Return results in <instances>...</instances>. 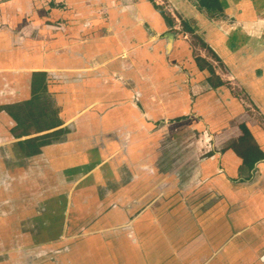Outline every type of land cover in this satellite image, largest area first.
<instances>
[{
    "label": "flooded vegetation",
    "instance_id": "flooded-vegetation-1",
    "mask_svg": "<svg viewBox=\"0 0 264 264\" xmlns=\"http://www.w3.org/2000/svg\"><path fill=\"white\" fill-rule=\"evenodd\" d=\"M56 1L37 19L62 18L75 34L90 25L95 38L71 39V50L49 40L23 88L22 73L0 76L6 165L59 147L44 164L47 185L67 168L63 195L77 216L94 187L100 201L116 191V218L149 215L155 234L186 223L210 251L222 247V219L234 218L225 232L234 234V264H264V0ZM64 27L50 36L68 35ZM230 195L222 214L216 204Z\"/></svg>",
    "mask_w": 264,
    "mask_h": 264
},
{
    "label": "crops",
    "instance_id": "crops-1",
    "mask_svg": "<svg viewBox=\"0 0 264 264\" xmlns=\"http://www.w3.org/2000/svg\"><path fill=\"white\" fill-rule=\"evenodd\" d=\"M46 1L48 2L44 0L37 4L38 0H0V76L6 73L12 76L22 73L15 78L16 86L21 85L22 88L28 84V73L41 69L40 56L50 54L47 45L49 40L58 38L62 44L67 42L69 44L66 43L64 48L71 50V39L95 38L91 36L95 30L91 29L90 25L83 26L81 34H75L74 27L68 25V22L64 23L62 18H57L59 21L54 22L57 23L55 26L52 23L47 25L40 17L38 20L36 9L47 10L56 5V0ZM53 20L54 18L49 21ZM58 26H66L68 29H64L68 35L51 37L50 31L57 30ZM54 53L59 55L60 51ZM32 64L35 66H31ZM15 90L18 93L19 90ZM59 150L60 148L55 146L50 152L43 154H16L15 165H6V159L12 156L0 153V264H176L178 261L179 264H201L205 255L203 248L206 247L198 235H193L192 231L191 234L188 232L186 223L178 222L177 231L155 234L153 228L150 229L153 218L149 215L144 219L134 218L129 228L103 231V235H98L103 240L101 243L96 239L94 231L86 238L62 244V209L69 205L73 213L71 217L75 218L77 203L75 200H71L69 204L65 203L63 193L68 189L63 188V174L67 168H59V179L55 176L54 185H47L52 172L48 175L44 171V164H50L53 156L60 157ZM120 172L123 173L122 169ZM12 176H21L17 185L8 181ZM29 176L34 177L36 184L26 181ZM117 179L121 181L120 174ZM222 182L228 183L225 178ZM231 191L234 192V187ZM220 201L216 205L222 208L221 213L230 214L227 208L234 206V196L230 195L228 200L222 198ZM102 203L105 201L97 202V207L102 206ZM115 210L117 209H112L110 217L100 218L118 219L119 223H123L122 218H116ZM89 212L90 210H87L85 216H88ZM85 216L80 217L87 219ZM231 222L234 224V218ZM224 233L221 227L220 232L217 231L214 235L215 242L219 244ZM180 243L186 247L183 251H175L173 248ZM192 247L198 250V253L192 251ZM176 257H179V260Z\"/></svg>",
    "mask_w": 264,
    "mask_h": 264
},
{
    "label": "rangeland",
    "instance_id": "rangeland-1",
    "mask_svg": "<svg viewBox=\"0 0 264 264\" xmlns=\"http://www.w3.org/2000/svg\"><path fill=\"white\" fill-rule=\"evenodd\" d=\"M88 176V175H87ZM86 176V177H87ZM86 179L83 180V182ZM81 184H84L82 181H80ZM118 182V181H117ZM89 192V191H88ZM97 192L98 189L97 187H94V191L90 192L89 194L85 192V194L89 195V198L94 199L93 203H89V204H85L83 208H86L87 210H90L89 215L85 216L87 219H83V217L77 216L74 218L71 217L72 210L69 207V205H66L62 210H63V214H64V218H63V226H61L60 231L62 232V237H63V243L62 244H66L67 241H73V240H78V239H83L86 238L88 234L93 233L94 231H96V239L98 240L99 243H101L103 240L98 237V235L101 236V234L103 235V231H117V230H121L124 228H129L131 227V224L133 222H131V219H127L125 221H123V223H119L118 219L114 220V219H109L106 220L105 218H99L100 216H104L106 215V213H111L112 209H110V211L108 210L109 205H113V197L116 196V191H113L111 193V197L112 199L105 201V203H102V206L97 207V202L100 201L97 198ZM69 193V192H68ZM92 193V195H91ZM95 194L97 196H95ZM84 194L82 193V195L79 197V201L83 200V199H87L86 197L84 198ZM110 197V198H111ZM53 199V198H51ZM70 199L74 200V198H72V196L70 197ZM107 200V198H106ZM110 203V204H109ZM148 207H146L145 209H147ZM114 217V216H113ZM112 218V217H111ZM118 221V223H117ZM160 226H162V223H158ZM222 231L226 232L229 230H233L234 224L227 220V219H222ZM92 226V228H91ZM172 228L174 231L178 230V222L177 223H173L172 224ZM228 234V235H227ZM224 233L223 235V240L220 241L222 247L220 248H215L213 251H210V247L208 246L211 242H209L210 240H204L202 241V243L205 245L206 249L205 251L207 252L205 254L206 257H211L215 254H217L218 259L217 263L219 264H234V234L231 232H227ZM231 244V247L229 246ZM170 246V245H169ZM179 246H181L182 248H180ZM178 247V248H177ZM176 248H173L175 251L177 250H182L186 247V245L183 247L182 243H180V245H177ZM192 251H195V253H198V250H194V248L192 247ZM215 252V253H214ZM219 254V255H218ZM177 256V255H176ZM177 260H179V257H176ZM176 264H179V261L176 262ZM184 264V263H183Z\"/></svg>",
    "mask_w": 264,
    "mask_h": 264
}]
</instances>
